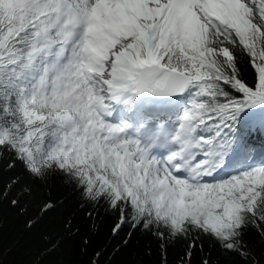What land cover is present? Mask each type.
<instances>
[{
  "label": "snow or ice",
  "instance_id": "obj_1",
  "mask_svg": "<svg viewBox=\"0 0 264 264\" xmlns=\"http://www.w3.org/2000/svg\"><path fill=\"white\" fill-rule=\"evenodd\" d=\"M255 131L264 0H0V239L7 203L29 232L57 212L71 232L83 213L109 220L121 248L139 233L183 241L181 264L206 243L199 264L251 258L242 239H264ZM56 181L75 203L44 194L30 215ZM80 243L81 264H104Z\"/></svg>",
  "mask_w": 264,
  "mask_h": 264
},
{
  "label": "trees",
  "instance_id": "obj_2",
  "mask_svg": "<svg viewBox=\"0 0 264 264\" xmlns=\"http://www.w3.org/2000/svg\"><path fill=\"white\" fill-rule=\"evenodd\" d=\"M11 178V173L0 169V188L8 184ZM44 194L58 199L66 208L77 199L71 188L56 181L50 188L37 192L29 201L32 208L30 215L35 213ZM3 214L6 223L0 239V264H81L85 259L81 236L91 237V245L87 249L89 254L97 248L104 250V264H181V253L185 250L183 241L161 244L153 237L139 233L128 247L121 248L118 241L111 239L108 232L109 220L105 219L103 224L97 221V226L93 227L86 222L83 213L75 216V226L71 232L67 230L62 212L49 215L38 228L30 232L25 227L24 218L12 211L7 203L3 205ZM77 228L80 229L79 235L76 234ZM241 242L244 245L242 251L253 250L255 255L246 258L212 251L216 264H264V260H261L264 257V239L254 229L249 230ZM210 248L211 244L206 243L204 252H197L194 256L193 264H199L201 257ZM47 252L52 254L46 256Z\"/></svg>",
  "mask_w": 264,
  "mask_h": 264
}]
</instances>
